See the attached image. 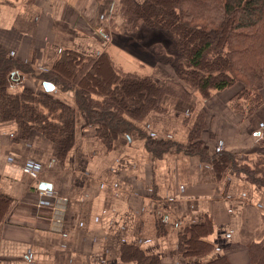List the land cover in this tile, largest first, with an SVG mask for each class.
Wrapping results in <instances>:
<instances>
[{"label":"crops","instance_id":"1","mask_svg":"<svg viewBox=\"0 0 264 264\" xmlns=\"http://www.w3.org/2000/svg\"><path fill=\"white\" fill-rule=\"evenodd\" d=\"M118 2L0 0V49L24 66L12 72L10 93H47L74 111L65 150L36 127L23 134L16 120L0 117V193L9 201L0 219V264H149L152 257L157 264H193L221 256L229 264H251L250 245H264V186L235 163L264 162V82L262 101L250 113L234 100L237 84L212 91L206 101L199 93L194 101L166 96L159 111L142 119L125 115L134 126L127 134L104 140L72 93L53 83L45 90L38 79L63 49L86 56L105 51L114 69L150 74L152 53L99 38ZM166 72L162 77L171 78ZM198 122V137L191 139ZM196 145L201 151L185 149ZM225 155L236 161H223ZM23 166L36 171L37 186L49 184L52 208L37 205L42 196ZM206 222L199 238L208 250L182 253L184 229L202 230Z\"/></svg>","mask_w":264,"mask_h":264},{"label":"trees","instance_id":"2","mask_svg":"<svg viewBox=\"0 0 264 264\" xmlns=\"http://www.w3.org/2000/svg\"><path fill=\"white\" fill-rule=\"evenodd\" d=\"M124 2L121 1V10L125 9L134 15L130 22L136 28L129 32L125 30L124 33L136 37L135 31L139 27L165 31L171 39L167 46L170 52H163L157 46L158 41L147 44L146 48L158 60L168 57L178 79L169 78L161 82L152 76L120 73L114 69L105 51L96 56H86L72 49H63L53 65L41 70L38 75L42 81L73 88L77 108L88 121L98 124V134L104 140H111L119 132L127 134L134 126L126 120L125 115L134 119L142 118L149 109L159 106L164 94L173 93L175 87L186 97L192 94L191 91H198L206 97L212 90H220L238 82L241 94L252 91L258 101L257 90L264 82V0ZM142 38L139 36L136 41ZM19 66L24 68L0 49V117L16 120L23 130L28 126L36 127L62 150L68 149L73 140V109L51 100L52 106L55 104L54 108L61 110V115L44 118L37 106L38 103L45 105V102L38 101L35 93L28 89L16 94L7 93L5 87L10 86V76ZM98 73L100 78L96 80L93 75ZM131 93L137 95L135 100H131ZM43 94L39 97H48L47 93ZM98 94L102 97L98 98ZM129 103L133 107L129 106L128 111L125 108ZM138 112H141V117ZM37 121L39 124L35 123ZM199 127L200 124H196V128L191 131V139L197 136ZM261 143L264 144V137ZM250 179L264 186L260 180ZM8 202V197L0 193V219ZM204 226L202 230L197 225L184 229L179 243L182 253L201 255L208 250L209 244L199 238L207 222ZM249 253L251 264H264L263 244L250 245ZM156 261L152 257L149 264H157ZM193 264L229 263L221 256Z\"/></svg>","mask_w":264,"mask_h":264},{"label":"rangeland","instance_id":"3","mask_svg":"<svg viewBox=\"0 0 264 264\" xmlns=\"http://www.w3.org/2000/svg\"><path fill=\"white\" fill-rule=\"evenodd\" d=\"M121 1L122 0H119V4H118V7H119V12L117 11L116 12V14L114 13V11L112 12V13H110V15H109V18H108V22L105 24V25H103V26H101V28L100 29H102V31L104 32L103 34H102V36L101 35H99V38H100V40H101V42H103V43H107L108 42V39H111V38H113V42H114V44L116 45V48H124V50H126V51H136V53H141V54H143L144 53V51L145 52H149V53H152V51H150V50H147V48H146V46H147V44H150V43H152V42H157V46L158 47H161L162 49H163V52H167L168 51V48H167V46L168 45H170V43H171V39H170V37L167 35V33L165 32V31H162V30H160V29H148V28H146V27H139V28H137V30L135 31V33H136V37H135V39L137 40V38L139 37V36H142L143 38H144V40H142V39H140L141 41H139V42H136V41H131L130 39H129V35H127V34H125L124 33V31L126 30V31H131V30H133V29H136L135 27H133V25H132V23L130 22L132 19L131 18H134V15H132L131 14V12H128L127 13V10H125V9H123V11L121 10V8L123 7V5L121 4ZM123 2H124V0H123ZM141 3V2H140ZM124 4H126L125 2H124ZM196 6H198V4L196 5ZM161 8V7H160ZM160 12V14L163 12V10L162 11H159ZM158 13V12H157ZM114 18V19H113ZM121 19H124L123 20V23L121 22L122 20ZM182 20V18L181 19H178V21L180 22ZM128 22H130V23H128ZM122 24V25H121ZM115 33V34H114ZM143 41V42H142ZM159 43V44H158ZM131 49V50H130ZM137 51H139V52H137ZM168 52H170V51H168ZM153 54V53H152ZM108 55V54H107ZM167 57V56H166ZM150 59H152V61H153V63L155 64V66H152V64H149V63H147V64H149V65H151L152 67H151V69H149V70H151V73L150 74H148V73H143V72H137V73H134L135 75H138V77H143V76H149V77H153L154 79H157L158 81H161V82H164V80L165 79H167V78H163L162 76L164 75V76H166V75H169V73L168 72H166V71H171L172 73H171V79H178V77H177V74H176V72H175V69H174V66L172 65V63L171 62H169V60H168V57L167 58H161L160 60H158L154 55H153V57H151ZM148 60H149V58H148ZM146 63V62H145ZM144 64V63H143ZM32 69V76L34 75L33 74V72H37L38 73V71L34 68H31ZM170 69V70H169ZM42 69H40V71H41ZM15 73H16V71H14ZM146 72H149V71H147L146 70ZM120 73H123L122 71H120ZM29 74V73H28ZM39 75V74H38ZM34 76H36V75H34ZM94 77V79L96 78V80H98L100 77H99V73L97 74V75H93ZM37 77V76H36ZM40 77V76H39ZM39 79V78H38ZM143 83V82H142ZM235 84H237V89H238V94H237V96H236V99H234L235 101H242V102H244V104H246L247 105V108L249 109L248 110V112L250 113V109L252 110L254 107H256L257 105L256 104H259L260 103V101H262V99H261V96H260V88H259V90H257V93H258V102H257V98H255L254 96H253V94H252V91H249V92H243L242 94H241V92H240V90H239V87H241V85H240V83H238V82H236ZM56 87L60 90V93H62V94H67V93H72V101H75L76 102V97H75V94H74V91H73V88H64V87H61V85L60 84H56ZM10 87H8V86H6L5 87V90L7 91V93H10V89H9ZM235 88V87H234ZM187 89L188 90H190L188 87H187ZM236 89V88H235ZM241 89V88H240ZM212 91H214V90H212ZM211 91V92H212ZM30 92L31 93H35L37 96H36V98L38 99V101H41V102H45V105H43V104H41V103H38L39 105H41V107L39 108L40 110H39V112L41 113V115L45 118L46 116H54V117H57V116H60L61 115V110H59V109H57V108H54V107H56L55 106V104H54V106H52V101L51 100H56V101H58L56 98H54V97H52L51 95H47L48 97L47 98H50V100L49 99H47V98H45V97H39V96H41V95H44V94H42V93H37V92H33V91H31L30 90ZM211 92L208 94V96H206V97H203L198 91H191V95L189 96V97H186V96H183V95H181L180 93H179V90L175 87L174 88V92L173 93H166V94H164L163 96H162V98L160 99V101H162V100H164L163 98L164 97H175V101H194V96H195V94L194 93H199L201 96H200V100H202V101H206L212 94H211ZM16 94V93H15ZM98 98H101L102 96L100 95V94H98V95H96ZM140 97V96H139ZM130 98H131V100H135L136 98H137V95H135L134 96V94L133 93H131V95H130ZM34 101H35V99H34ZM52 102V103H51ZM63 104V103H62ZM132 104H128V106H127V108H125L126 110H128V108H129V106L130 107H133V106H131ZM237 109H239V110H241V109H244V107L242 106V105H239L238 106V108ZM154 110H157V111H159L160 110V103H159V106L158 107H156V108H152V109H149L143 116H142V118L146 115V114H148L150 111H154ZM129 111V110H128ZM122 112H125V110H122ZM140 113L141 112H138L137 114H138V116L139 117H141V115H140ZM42 118V117H41ZM141 118V119H142ZM52 119V118H51ZM136 119V118H135ZM46 122H48L47 120H46ZM35 123H37V124H39L38 123V121L37 122H35ZM197 124H199V122L197 123ZM20 130H21V132L24 134L25 133V130H23L22 128H20ZM37 130H39L38 128H37ZM194 129H192V131H193ZM139 132V131H138ZM260 132H262L261 133V136H260V138H259V143L260 144H262L261 143V139H262V137H264V125L261 127V129H260ZM43 133V132H42ZM191 134V133H190ZM142 136H144V137H146L144 134L142 135ZM198 137V136H197ZM181 147H183V146H181ZM183 148H185V147H183ZM201 147H198L197 145L196 146H191V148H185L186 150H195V149H197V150H199ZM191 150V151H192ZM199 151H201V149L199 150ZM220 159H222V157H220ZM223 161H226V162H234V161H236V160H231L230 159V156L229 155H225L224 156V158H223ZM209 162H210V160H209ZM261 163H264V162H261V161H259V162H257L256 163V165L255 166H249L248 165V168H245L244 166H239V165H237L236 163H235V167H242L244 170H246L247 172H248V176L251 178V177H253L254 179H256V180H260L262 183H264V179H263V177H262V175H261V173L262 172H264V164H261ZM24 167H28V168H30L29 166H23L22 167V171L24 172ZM31 170H34V169H32V168H30ZM35 171V170H34ZM236 171V170H235ZM26 173V172H25ZM243 174V173H242ZM31 178L35 181V183L36 184H34V186L40 191V195L42 196V195H44L45 193L44 192H46L45 190V188H40L39 186H37V184H38V175H35V176H31ZM44 191V192H43ZM37 205L38 206H51V208L53 207L52 206V202L49 200V204H44L43 202H42V198H40L39 200H38V202H37Z\"/></svg>","mask_w":264,"mask_h":264},{"label":"built area","instance_id":"4","mask_svg":"<svg viewBox=\"0 0 264 264\" xmlns=\"http://www.w3.org/2000/svg\"><path fill=\"white\" fill-rule=\"evenodd\" d=\"M24 172H26L28 175H30V176H35V175H37V173H36V171H34V170H31L30 168H28V167H24ZM46 192H44L45 194L44 195H42V202L44 203V204H49V197H50V195H51V191H49V190H45ZM53 206V205H52Z\"/></svg>","mask_w":264,"mask_h":264},{"label":"water","instance_id":"5","mask_svg":"<svg viewBox=\"0 0 264 264\" xmlns=\"http://www.w3.org/2000/svg\"><path fill=\"white\" fill-rule=\"evenodd\" d=\"M43 86L45 88V90H51L53 88V84L51 82H48V81H44L43 82ZM49 187V184L48 183H45V182H41L39 183V187L40 188H44V187Z\"/></svg>","mask_w":264,"mask_h":264}]
</instances>
